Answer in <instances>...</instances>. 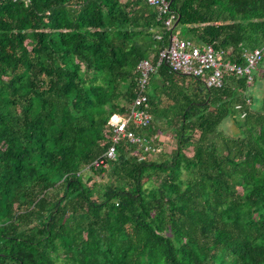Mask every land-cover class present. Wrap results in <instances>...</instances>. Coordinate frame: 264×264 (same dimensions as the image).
Listing matches in <instances>:
<instances>
[{
    "label": "trees",
    "instance_id": "1",
    "mask_svg": "<svg viewBox=\"0 0 264 264\" xmlns=\"http://www.w3.org/2000/svg\"><path fill=\"white\" fill-rule=\"evenodd\" d=\"M166 1L194 43L240 66L262 50L263 64L264 0ZM161 31L144 0H0V264H264L253 84L208 89L160 64L144 92L149 125L127 126L142 143L120 141L92 167L138 94L136 66L165 47ZM229 120L238 136L222 133Z\"/></svg>",
    "mask_w": 264,
    "mask_h": 264
},
{
    "label": "built area",
    "instance_id": "2",
    "mask_svg": "<svg viewBox=\"0 0 264 264\" xmlns=\"http://www.w3.org/2000/svg\"><path fill=\"white\" fill-rule=\"evenodd\" d=\"M144 2L155 9L156 18L162 26V31L157 33L154 39L162 41L166 33V45L157 55L151 54L136 66L138 94L124 115L112 116L109 120L108 124L112 134L111 144L103 156L92 163L94 168H105L109 161L115 159L118 142L126 141L130 144L139 145L142 143V139L131 131H127V126L131 124L144 128L149 125L151 117L146 111L147 98L144 92L148 78L160 64H165L174 73L199 79L208 89H221L229 78L244 79L246 85L251 86L254 81L251 72L263 57L262 50L256 49L247 52L243 56L245 65L240 66L225 61L223 52H215L210 46L194 44L191 41L181 42L172 35L176 15L170 11L168 2L166 0H144ZM235 110L239 114V119L245 118L246 112L243 111L241 105H236ZM144 151L153 152L154 150L144 147Z\"/></svg>",
    "mask_w": 264,
    "mask_h": 264
},
{
    "label": "rangeland",
    "instance_id": "3",
    "mask_svg": "<svg viewBox=\"0 0 264 264\" xmlns=\"http://www.w3.org/2000/svg\"><path fill=\"white\" fill-rule=\"evenodd\" d=\"M172 35L176 36V38L181 42L191 41L194 43V41H192L191 35L187 34L180 26H177L172 30ZM194 44H197V43H194ZM251 74L255 78L254 83L252 87H250L244 93L245 101H246V104L248 105L249 111H252L257 106H259L261 104V101L264 99V61H263V64L259 67H256L251 72ZM220 127H221L222 133L226 134L227 136L235 137V136H238L239 134L237 127L234 125V123L231 120H229L228 122L227 121L223 122ZM162 140H163L162 147L165 153L168 154L171 151L173 144L167 137H164ZM150 157H151L150 159L156 160V157L155 158L153 156H150ZM88 177H92L93 182H95L96 184H99V185L103 184L102 180L99 179L97 176L93 177L91 174L85 172L83 179L86 180Z\"/></svg>",
    "mask_w": 264,
    "mask_h": 264
}]
</instances>
